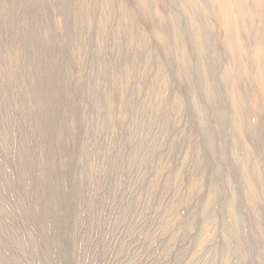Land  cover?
Here are the masks:
<instances>
[{
    "label": "rangeland",
    "instance_id": "rangeland-1",
    "mask_svg": "<svg viewBox=\"0 0 264 264\" xmlns=\"http://www.w3.org/2000/svg\"><path fill=\"white\" fill-rule=\"evenodd\" d=\"M189 1L0 0V264H264V27Z\"/></svg>",
    "mask_w": 264,
    "mask_h": 264
},
{
    "label": "bare ground",
    "instance_id": "bare-ground-1",
    "mask_svg": "<svg viewBox=\"0 0 264 264\" xmlns=\"http://www.w3.org/2000/svg\"><path fill=\"white\" fill-rule=\"evenodd\" d=\"M184 1H185L186 8L192 7L191 1L188 0V4L186 0ZM221 1L224 3V7L226 11V13L223 14L224 17H222L223 15H221V23H222V26H224L226 29L228 42L232 43L233 39L235 40L234 35L236 34V25L234 23V20L230 17L231 11L235 10L238 12H246L245 8L247 9V6L245 4V1L249 2V0H221ZM248 10L249 12L253 11L254 17L257 18L260 21L261 26L264 27V0H250V2L248 3ZM197 16H198V13L193 12L192 17H193L194 23L200 26L201 27L200 29H202V25L197 19ZM257 43L262 49V51L259 54L261 55V57L264 58L263 39L257 38ZM203 44L201 45V49L204 51L205 47L203 46ZM205 45H206V42H205ZM225 76L226 78L230 79L231 71H227ZM262 89L264 90V85L262 86ZM255 196L257 199H260L258 195H255Z\"/></svg>",
    "mask_w": 264,
    "mask_h": 264
}]
</instances>
